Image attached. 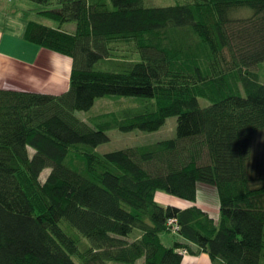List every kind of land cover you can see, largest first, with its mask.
<instances>
[{"label":"trees","instance_id":"obj_1","mask_svg":"<svg viewBox=\"0 0 264 264\" xmlns=\"http://www.w3.org/2000/svg\"><path fill=\"white\" fill-rule=\"evenodd\" d=\"M28 1L58 27L29 20L23 41L71 70L61 95L0 90V264H264V0ZM105 97L136 100L75 115ZM170 117L172 139L96 152ZM198 184L217 220L155 200L195 203Z\"/></svg>","mask_w":264,"mask_h":264},{"label":"crops","instance_id":"obj_2","mask_svg":"<svg viewBox=\"0 0 264 264\" xmlns=\"http://www.w3.org/2000/svg\"><path fill=\"white\" fill-rule=\"evenodd\" d=\"M18 5H23L21 0H0V90L61 95L68 89L71 60L23 41L27 22L36 20L31 16L26 18L27 11L31 10H23ZM27 5L24 4V8ZM42 24L58 27L56 24ZM61 28L73 31L72 25ZM182 264L211 262L206 255L199 254L189 256Z\"/></svg>","mask_w":264,"mask_h":264},{"label":"rangeland","instance_id":"obj_3","mask_svg":"<svg viewBox=\"0 0 264 264\" xmlns=\"http://www.w3.org/2000/svg\"><path fill=\"white\" fill-rule=\"evenodd\" d=\"M180 2V0H143V4L146 7H168L173 6L176 3ZM21 3L23 5H18L21 7V9H29L31 11H27L29 13V16L35 17L34 19L36 21H42L44 23H48L50 25H55L56 23L50 20H46L43 18H40L34 11L37 9V6L31 3L28 0H21ZM24 4H28L27 8H24ZM40 22V23H42ZM45 25V24H44ZM136 99L133 98H125V97H105L96 100L94 106L90 109L88 112H76V116L82 120L87 122V119L89 117L99 115L102 113H109L118 111L124 108H127L129 106H132L133 103H135ZM202 105L204 102H201ZM175 131H176V118L170 117L166 119L165 124L155 132H142L138 130H134L127 133H122L119 131H109L107 132V135L109 137V142L106 144H103L99 146L96 149V152L98 154H106L117 150H124L131 147L136 146H144V145H150L154 144L163 140L172 139L175 137ZM257 146L260 148H264V137L257 141ZM48 174V171H45L42 176L41 180L43 181L45 176ZM163 195L156 194V201L161 203H166L164 205H171L179 208H186L191 205L198 206L202 208L204 211L208 212L209 215L217 220L219 215V202H218V196L217 192L214 187L207 186L203 184L197 185V194H196V201L195 203H189L186 201L179 200L177 198L165 195L164 197H161ZM162 242L166 247H169L174 240H177V238L173 237V235L170 234H162L161 236ZM189 256L184 255L182 257V262L185 261ZM181 262V264H182Z\"/></svg>","mask_w":264,"mask_h":264},{"label":"built area","instance_id":"obj_4","mask_svg":"<svg viewBox=\"0 0 264 264\" xmlns=\"http://www.w3.org/2000/svg\"><path fill=\"white\" fill-rule=\"evenodd\" d=\"M174 223H175L174 221L169 220V224H174ZM183 254H185V253H183Z\"/></svg>","mask_w":264,"mask_h":264}]
</instances>
